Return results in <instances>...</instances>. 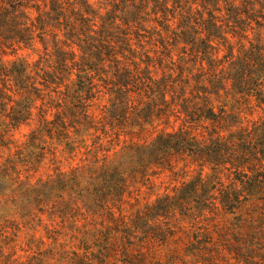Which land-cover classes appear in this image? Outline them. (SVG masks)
<instances>
[{"label":"trees","instance_id":"16d2710c","mask_svg":"<svg viewBox=\"0 0 264 264\" xmlns=\"http://www.w3.org/2000/svg\"><path fill=\"white\" fill-rule=\"evenodd\" d=\"M40 215L66 264H264V0H0V228Z\"/></svg>","mask_w":264,"mask_h":264},{"label":"rangeland","instance_id":"374dc122","mask_svg":"<svg viewBox=\"0 0 264 264\" xmlns=\"http://www.w3.org/2000/svg\"><path fill=\"white\" fill-rule=\"evenodd\" d=\"M33 58L35 55L32 56ZM5 58H11L6 56ZM106 104L105 98L98 101L93 112L98 115L102 113ZM29 126L19 127L13 134L16 143L24 140V135L28 132ZM164 184L158 189L143 188L140 197L141 202H151L155 197L164 191V188L174 184L167 176H163ZM41 221L34 220L33 223L28 221L11 222L7 226L0 228V264H66L67 260H60L59 255L63 250H68L67 240L69 234L73 231L61 229L59 223L51 224L46 215H40ZM58 221V220H57ZM78 233L77 231L75 232ZM119 256H113L110 260H96L108 264H125L132 261L134 264H191L186 260H126L124 253H118ZM143 257V256H142ZM77 261V260H72ZM86 261V260H85ZM236 264V261L231 260ZM227 263V260H221L218 264Z\"/></svg>","mask_w":264,"mask_h":264}]
</instances>
